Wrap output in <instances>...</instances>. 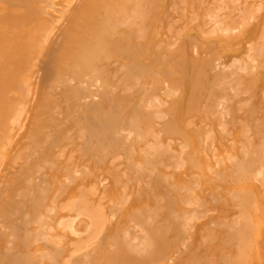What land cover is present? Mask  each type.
I'll return each mask as SVG.
<instances>
[{
    "label": "bare ground",
    "instance_id": "bare-ground-1",
    "mask_svg": "<svg viewBox=\"0 0 264 264\" xmlns=\"http://www.w3.org/2000/svg\"><path fill=\"white\" fill-rule=\"evenodd\" d=\"M0 264H264V0H0Z\"/></svg>",
    "mask_w": 264,
    "mask_h": 264
},
{
    "label": "rangeland",
    "instance_id": "rangeland-1",
    "mask_svg": "<svg viewBox=\"0 0 264 264\" xmlns=\"http://www.w3.org/2000/svg\"><path fill=\"white\" fill-rule=\"evenodd\" d=\"M94 90L96 91V89H94ZM23 133H24V130H23V131H20V132L17 134V137H18V138H19V137H22Z\"/></svg>",
    "mask_w": 264,
    "mask_h": 264
}]
</instances>
